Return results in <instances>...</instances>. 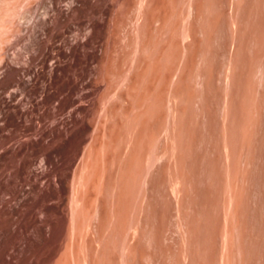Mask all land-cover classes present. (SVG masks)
Listing matches in <instances>:
<instances>
[{
    "label": "rangeland",
    "instance_id": "obj_1",
    "mask_svg": "<svg viewBox=\"0 0 264 264\" xmlns=\"http://www.w3.org/2000/svg\"><path fill=\"white\" fill-rule=\"evenodd\" d=\"M0 264H264V0H0Z\"/></svg>",
    "mask_w": 264,
    "mask_h": 264
}]
</instances>
